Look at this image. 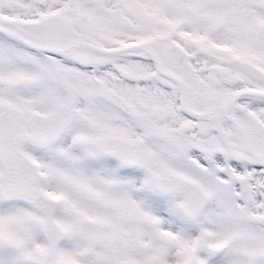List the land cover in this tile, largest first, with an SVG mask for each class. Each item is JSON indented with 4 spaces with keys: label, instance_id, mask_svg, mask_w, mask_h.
<instances>
[{
    "label": "snow or ice",
    "instance_id": "snow-or-ice-1",
    "mask_svg": "<svg viewBox=\"0 0 264 264\" xmlns=\"http://www.w3.org/2000/svg\"><path fill=\"white\" fill-rule=\"evenodd\" d=\"M0 264H264V0H0Z\"/></svg>",
    "mask_w": 264,
    "mask_h": 264
}]
</instances>
